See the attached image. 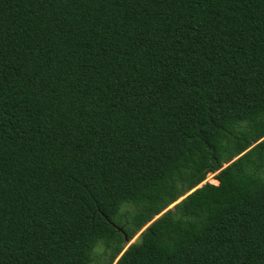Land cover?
Wrapping results in <instances>:
<instances>
[{
	"label": "trees",
	"instance_id": "1",
	"mask_svg": "<svg viewBox=\"0 0 264 264\" xmlns=\"http://www.w3.org/2000/svg\"><path fill=\"white\" fill-rule=\"evenodd\" d=\"M98 242L264 264V0H0V264Z\"/></svg>",
	"mask_w": 264,
	"mask_h": 264
},
{
	"label": "rangeland",
	"instance_id": "2",
	"mask_svg": "<svg viewBox=\"0 0 264 264\" xmlns=\"http://www.w3.org/2000/svg\"><path fill=\"white\" fill-rule=\"evenodd\" d=\"M204 182H208L214 185L217 184V182L214 180V174L207 175ZM138 235L139 234H137L129 243L135 242V240H137ZM105 258L106 253L104 252L103 245L101 244V242H98L94 247L93 261L91 264H105Z\"/></svg>",
	"mask_w": 264,
	"mask_h": 264
},
{
	"label": "water",
	"instance_id": "3",
	"mask_svg": "<svg viewBox=\"0 0 264 264\" xmlns=\"http://www.w3.org/2000/svg\"><path fill=\"white\" fill-rule=\"evenodd\" d=\"M177 202H178V201H177ZM173 205H174V204H173ZM173 205H172V206H173ZM172 206H170L168 209H170ZM157 217H158V216H157ZM130 244H131V243H129V245H130ZM119 257H120V256H119ZM119 257H118V258H119ZM118 258H117V259H118ZM117 259H116V261H117ZM114 263H115V262H114Z\"/></svg>",
	"mask_w": 264,
	"mask_h": 264
}]
</instances>
